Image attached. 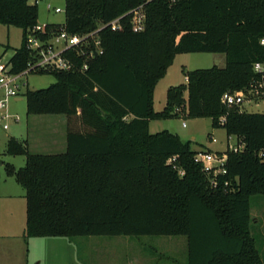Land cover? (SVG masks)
Listing matches in <instances>:
<instances>
[{"label": "trees", "instance_id": "1", "mask_svg": "<svg viewBox=\"0 0 264 264\" xmlns=\"http://www.w3.org/2000/svg\"><path fill=\"white\" fill-rule=\"evenodd\" d=\"M141 5L142 31L125 15L120 29L100 31L104 53L87 70L38 72L56 81L26 91L28 115L66 116L67 148L32 153L27 141H8V154L26 156L23 167L6 165L26 189L24 237L182 235L187 264H264L250 226L251 197L264 195V113L222 101L237 91L264 99V71L255 69L264 67V0H66L62 26L86 33ZM38 22V4L0 0V24L23 30L13 72L26 68L25 37ZM194 52L224 53L226 64L188 71L156 111L158 81L177 54ZM181 114L210 117L237 137L225 173L205 171L192 141L150 132L151 120Z\"/></svg>", "mask_w": 264, "mask_h": 264}, {"label": "rangeland", "instance_id": "2", "mask_svg": "<svg viewBox=\"0 0 264 264\" xmlns=\"http://www.w3.org/2000/svg\"><path fill=\"white\" fill-rule=\"evenodd\" d=\"M66 0H40L39 23H64ZM60 7L56 13L48 8ZM23 43V30L15 26L0 24V59L8 62L15 50ZM224 53L194 52L177 54L154 90V109L161 111L167 103L169 88L187 84L186 73L195 69L224 67ZM21 81L20 100L9 97L7 119L0 116V249L7 258L0 264H12L18 252L27 254L29 264H187L189 247L187 236L142 235V236H78L70 239L64 236L31 237L24 239L26 229V189L15 176L6 172V165L16 169L26 164L25 155H10L7 144L15 137L27 141L32 153L54 154L60 150L49 145V130L54 121L63 115L27 113L26 91L40 89L56 81L52 74L29 73ZM255 91L245 95L241 108L250 113H264V99ZM187 96V92H186ZM8 128H4V124ZM185 123V124H184ZM55 124H61L57 120ZM169 130L184 141H192V149L198 153H226L230 147L238 146L236 136H229L224 127H214L210 117L193 118L178 115L168 119L150 122V132ZM251 232L254 235L262 260L264 261V195L251 197ZM5 252V253H4Z\"/></svg>", "mask_w": 264, "mask_h": 264}, {"label": "built area", "instance_id": "3", "mask_svg": "<svg viewBox=\"0 0 264 264\" xmlns=\"http://www.w3.org/2000/svg\"><path fill=\"white\" fill-rule=\"evenodd\" d=\"M40 0H30L31 3L38 4ZM49 9H53L56 13L63 11L60 7H53L48 4ZM131 14V23L135 31H142L145 23V13L143 5L132 9L126 14L119 16L109 22L100 24L94 30L86 33H70L61 24L59 30L55 31L49 28V24H40L39 22L30 30L25 37V46L29 51L30 59L27 66L20 72L12 71L10 60L3 62L0 59V116L7 119L10 115L6 112L7 101L9 97L20 100L21 84L25 85L21 79L29 73H38L41 71L65 70L70 71L79 68L81 71L88 69V62L98 55L104 53L100 31L106 27L112 30L121 28V20ZM54 23V22H52ZM83 59L81 66L77 65V59ZM255 69L263 72L262 64L257 63ZM243 91L226 92L222 96V101L227 105H240L245 100ZM185 124V123H184ZM4 128H8V124H4ZM234 151H238L241 145L230 147ZM176 157L172 159L175 160ZM196 161L203 164L204 170L212 173L214 176L225 173V163L227 161L226 153L205 152L196 155ZM183 174V171H181ZM216 178L212 180V185L217 186ZM228 184V183H226Z\"/></svg>", "mask_w": 264, "mask_h": 264}, {"label": "crops", "instance_id": "4", "mask_svg": "<svg viewBox=\"0 0 264 264\" xmlns=\"http://www.w3.org/2000/svg\"><path fill=\"white\" fill-rule=\"evenodd\" d=\"M57 120L61 121V124H55ZM66 127H67V118L66 116L59 117L54 121V127L49 130V145L53 149L60 150L64 152L67 148V141H66ZM28 241L29 238H25ZM2 250L0 249V258L2 261L7 258ZM5 253V252H4ZM12 264H29L27 254L23 252H18L15 256H13ZM4 263V261H3Z\"/></svg>", "mask_w": 264, "mask_h": 264}]
</instances>
